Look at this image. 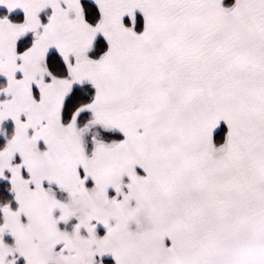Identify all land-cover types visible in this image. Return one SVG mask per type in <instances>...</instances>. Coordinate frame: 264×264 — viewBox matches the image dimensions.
I'll return each instance as SVG.
<instances>
[{"label": "snow or ice", "instance_id": "1", "mask_svg": "<svg viewBox=\"0 0 264 264\" xmlns=\"http://www.w3.org/2000/svg\"><path fill=\"white\" fill-rule=\"evenodd\" d=\"M0 9V264H264V0Z\"/></svg>", "mask_w": 264, "mask_h": 264}, {"label": "rangeland", "instance_id": "2", "mask_svg": "<svg viewBox=\"0 0 264 264\" xmlns=\"http://www.w3.org/2000/svg\"><path fill=\"white\" fill-rule=\"evenodd\" d=\"M4 11H6V10L0 9V13H3ZM106 259H110V258H106Z\"/></svg>", "mask_w": 264, "mask_h": 264}]
</instances>
